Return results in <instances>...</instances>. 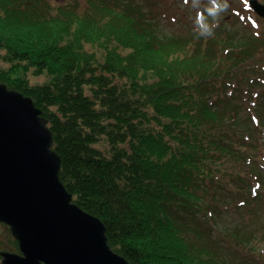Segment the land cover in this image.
<instances>
[{
  "label": "trees",
  "instance_id": "16d2710c",
  "mask_svg": "<svg viewBox=\"0 0 264 264\" xmlns=\"http://www.w3.org/2000/svg\"><path fill=\"white\" fill-rule=\"evenodd\" d=\"M167 1L187 14L171 34L158 0H0V81L42 111L61 181L131 264H256L264 28Z\"/></svg>",
  "mask_w": 264,
  "mask_h": 264
},
{
  "label": "water",
  "instance_id": "95a60500",
  "mask_svg": "<svg viewBox=\"0 0 264 264\" xmlns=\"http://www.w3.org/2000/svg\"><path fill=\"white\" fill-rule=\"evenodd\" d=\"M251 4L264 18V6ZM41 115L33 99L0 82V223L22 254L2 253L3 264H130L111 249L103 222L71 205Z\"/></svg>",
  "mask_w": 264,
  "mask_h": 264
},
{
  "label": "rangeland",
  "instance_id": "374dc122",
  "mask_svg": "<svg viewBox=\"0 0 264 264\" xmlns=\"http://www.w3.org/2000/svg\"><path fill=\"white\" fill-rule=\"evenodd\" d=\"M51 1L54 2V0H51ZM60 1L63 2L64 0H60ZM249 1L250 0H226L228 7L223 11V15H224L223 19H238L239 20L240 17L233 13L234 12L233 8L236 9V7H239L240 12H243V9L247 10L250 7V5L248 4ZM259 1L262 4H264V0H259ZM180 7L181 6L176 5L174 1L158 0L157 6L154 9H152L154 11L153 16L156 17V15H157L158 23L161 26L164 33H166V34L173 33L177 27V24L173 23L174 19H176L177 23H178L180 18H182L183 16H187L185 11L179 9ZM242 7H243V9H242ZM187 12H190V11H187ZM231 14H232V16H231ZM246 14H248V13L245 12V15ZM254 14L255 13L251 11L250 15H248L245 20H243V21L240 20V22L237 23V31L240 34H246L248 32V30H250L251 32H253L255 34L258 32L260 34L263 31L264 20H260L257 22L256 19L254 18ZM227 17H229V18H227ZM247 21L253 27H255V28L260 27V29L259 30L253 29L252 26ZM7 39L10 43L12 42V40L10 38H7ZM10 43H8V44L15 47L14 45H12ZM6 49H9V48H6ZM1 53L2 52L0 50V54ZM0 67L3 69H7L9 67V64L4 63L2 60H0ZM29 74H30L29 79L31 80V82H38L40 80L43 81V79H41L39 77H35V76L33 77L31 75L32 73H29ZM262 142H264V139H262ZM258 155L264 156L260 153H258ZM263 232H264V230H263ZM9 233H10L9 229L4 227L3 224H0V246H1V248L4 247L5 249H2V250H5V251H9V250L13 251V249H10L13 240H12V238H10L11 235ZM255 262H256V264H264V259L255 256Z\"/></svg>",
  "mask_w": 264,
  "mask_h": 264
},
{
  "label": "clouds",
  "instance_id": "9594fccd",
  "mask_svg": "<svg viewBox=\"0 0 264 264\" xmlns=\"http://www.w3.org/2000/svg\"><path fill=\"white\" fill-rule=\"evenodd\" d=\"M200 0H193V6L199 7ZM208 5L206 11L210 17L215 19L217 15L227 8L226 0H208ZM196 23L202 35H210L211 27L205 22L202 14L197 15Z\"/></svg>",
  "mask_w": 264,
  "mask_h": 264
}]
</instances>
